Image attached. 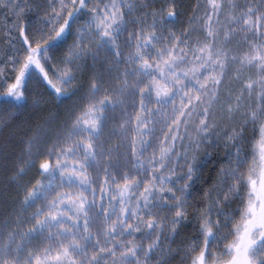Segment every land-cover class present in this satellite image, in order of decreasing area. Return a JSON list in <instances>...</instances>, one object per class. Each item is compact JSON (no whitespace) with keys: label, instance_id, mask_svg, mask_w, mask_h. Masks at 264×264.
<instances>
[{"label":"snow or ice","instance_id":"snow-or-ice-1","mask_svg":"<svg viewBox=\"0 0 264 264\" xmlns=\"http://www.w3.org/2000/svg\"><path fill=\"white\" fill-rule=\"evenodd\" d=\"M0 17V264H264V0Z\"/></svg>","mask_w":264,"mask_h":264},{"label":"rangeland","instance_id":"rangeland-1","mask_svg":"<svg viewBox=\"0 0 264 264\" xmlns=\"http://www.w3.org/2000/svg\"><path fill=\"white\" fill-rule=\"evenodd\" d=\"M199 2L203 3V0H199ZM186 7L188 8L189 12L191 11V7L197 3V0H184ZM6 86V85H5Z\"/></svg>","mask_w":264,"mask_h":264},{"label":"trees","instance_id":"trees-1","mask_svg":"<svg viewBox=\"0 0 264 264\" xmlns=\"http://www.w3.org/2000/svg\"><path fill=\"white\" fill-rule=\"evenodd\" d=\"M7 24H8V25L11 24V19H9V20L7 21ZM4 26H5V24H4L3 18L0 17V27H4ZM0 46H3V41H2V40H0ZM0 90H2V89H0Z\"/></svg>","mask_w":264,"mask_h":264}]
</instances>
